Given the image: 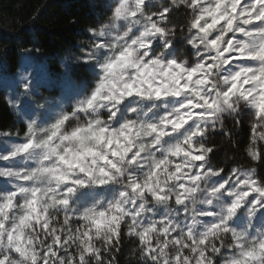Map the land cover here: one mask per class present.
<instances>
[{"label": "clouds", "instance_id": "9594fccd", "mask_svg": "<svg viewBox=\"0 0 264 264\" xmlns=\"http://www.w3.org/2000/svg\"><path fill=\"white\" fill-rule=\"evenodd\" d=\"M86 14L0 75V264H264V0Z\"/></svg>", "mask_w": 264, "mask_h": 264}, {"label": "trees", "instance_id": "16d2710c", "mask_svg": "<svg viewBox=\"0 0 264 264\" xmlns=\"http://www.w3.org/2000/svg\"><path fill=\"white\" fill-rule=\"evenodd\" d=\"M87 6L88 0H0V64L5 70H14L21 47L48 53L74 47L78 26L92 19L86 14ZM12 119L7 105L0 101V128Z\"/></svg>", "mask_w": 264, "mask_h": 264}, {"label": "rangeland", "instance_id": "374dc122", "mask_svg": "<svg viewBox=\"0 0 264 264\" xmlns=\"http://www.w3.org/2000/svg\"><path fill=\"white\" fill-rule=\"evenodd\" d=\"M33 57L35 58V67H36L37 73L40 75H44L45 69L43 67V63L39 57V54L36 53L35 50H33V53L29 56L20 57V55H19V62L18 63L23 62L24 64H31V63H33ZM0 75H2L4 77H13L14 76V70H12V71L5 70L4 65L0 64Z\"/></svg>", "mask_w": 264, "mask_h": 264}]
</instances>
